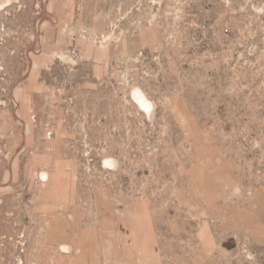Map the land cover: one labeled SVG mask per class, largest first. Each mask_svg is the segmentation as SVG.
I'll use <instances>...</instances> for the list:
<instances>
[{"label":"rangeland","instance_id":"rangeland-1","mask_svg":"<svg viewBox=\"0 0 264 264\" xmlns=\"http://www.w3.org/2000/svg\"><path fill=\"white\" fill-rule=\"evenodd\" d=\"M0 264H264V0H0Z\"/></svg>","mask_w":264,"mask_h":264},{"label":"bare ground","instance_id":"bare-ground-1","mask_svg":"<svg viewBox=\"0 0 264 264\" xmlns=\"http://www.w3.org/2000/svg\"><path fill=\"white\" fill-rule=\"evenodd\" d=\"M146 95V94H145ZM144 95V93L141 90H136V97L137 99L143 103L145 106H149L150 102L149 100L146 98V96ZM135 97V98H136ZM111 161V160H110Z\"/></svg>","mask_w":264,"mask_h":264}]
</instances>
